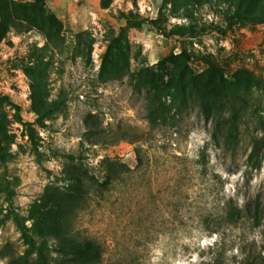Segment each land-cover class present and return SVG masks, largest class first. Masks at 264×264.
Wrapping results in <instances>:
<instances>
[{
	"label": "rangeland",
	"instance_id": "374dc122",
	"mask_svg": "<svg viewBox=\"0 0 264 264\" xmlns=\"http://www.w3.org/2000/svg\"><path fill=\"white\" fill-rule=\"evenodd\" d=\"M167 1L159 14L162 0H0V249L23 253L15 216L33 233L45 194L80 178L88 195L70 229L101 245L99 264H264V148L258 167L248 161L264 108V23L216 28L238 11L264 17V0ZM194 83L250 89L234 149L212 142ZM148 90L180 103L183 119L152 128ZM109 163L115 179L100 190ZM233 208L239 219L220 218Z\"/></svg>",
	"mask_w": 264,
	"mask_h": 264
},
{
	"label": "trees",
	"instance_id": "16d2710c",
	"mask_svg": "<svg viewBox=\"0 0 264 264\" xmlns=\"http://www.w3.org/2000/svg\"><path fill=\"white\" fill-rule=\"evenodd\" d=\"M167 0H162L159 14L165 7ZM152 24H157V19L151 21ZM247 23H264V17L251 13L238 11L232 14L225 28L216 27L220 34H226L227 30L234 25H244ZM140 25V23H139ZM198 29L197 24H192L188 27L176 26L171 35H186L194 33ZM208 27H199V30L206 32ZM183 56L188 59L184 52ZM258 88L264 89V81L257 84ZM173 89L176 94L181 93V85L179 80H175ZM190 97L196 102L200 112L205 120L211 123L210 137L212 142L222 146L224 149H234L239 142L241 126L245 124V117L250 108V97L252 96L250 89L243 84H222L220 88L213 94L199 83H194L187 91ZM8 97L0 98V101ZM146 101V118L152 128L162 125L167 120L171 122L181 121L183 114L181 113V104H167L163 101V96L154 90L147 91L145 96ZM14 104V103H11ZM16 115L22 121L20 116V107L14 104ZM172 108L176 113L170 115ZM263 113H258L256 118L257 130L250 135V152L248 161L251 165H255L261 151L264 148V108L260 109ZM258 112V111H257ZM260 112V111H259ZM180 115V116H179ZM1 128V126H0ZM28 132L31 134V129L28 127ZM95 134V132L92 131ZM73 159L72 155H68ZM139 161V158L137 159ZM109 172L102 182L98 183L100 190L107 189L115 179L114 171L111 170L113 163H109ZM76 186L70 192L63 194L46 193L44 197L43 209L45 212V221L36 227L33 233L28 228L24 221H20L15 216V222L23 239L26 249L23 253H17L11 244H6L0 249V257L7 259V264H99L102 258V247L99 243L91 238H79L70 229V217L82 209L86 203L88 190L85 183L80 178H76ZM262 211L261 205L258 203L253 212V220L255 224L259 222V215ZM242 211L238 208L229 209L228 212L220 218L232 223L239 219ZM53 239L55 243L49 247L46 243L47 239ZM54 254V255H52ZM215 264V263H214Z\"/></svg>",
	"mask_w": 264,
	"mask_h": 264
}]
</instances>
